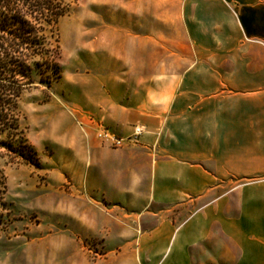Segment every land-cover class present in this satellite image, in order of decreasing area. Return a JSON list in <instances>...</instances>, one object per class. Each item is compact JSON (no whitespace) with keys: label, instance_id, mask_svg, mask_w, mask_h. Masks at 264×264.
<instances>
[{"label":"crops","instance_id":"crops-1","mask_svg":"<svg viewBox=\"0 0 264 264\" xmlns=\"http://www.w3.org/2000/svg\"><path fill=\"white\" fill-rule=\"evenodd\" d=\"M117 2L106 70L74 75V104L120 136L144 131L112 148L77 130L75 230L59 251L68 264H264V0Z\"/></svg>","mask_w":264,"mask_h":264},{"label":"rangeland","instance_id":"rangeland-1","mask_svg":"<svg viewBox=\"0 0 264 264\" xmlns=\"http://www.w3.org/2000/svg\"><path fill=\"white\" fill-rule=\"evenodd\" d=\"M117 1L76 0L58 26L63 77L22 96V125L41 164L0 148V264H68L73 254L67 247L59 251L75 230L67 209L76 192L71 167L81 159L76 132L82 127L74 112L85 110L74 104L73 77L106 70L100 54L107 43L101 33L107 24L126 18L116 10ZM98 243L85 241L93 260L103 253Z\"/></svg>","mask_w":264,"mask_h":264},{"label":"trees","instance_id":"trees-1","mask_svg":"<svg viewBox=\"0 0 264 264\" xmlns=\"http://www.w3.org/2000/svg\"><path fill=\"white\" fill-rule=\"evenodd\" d=\"M76 0H0V148L39 166L22 125L26 91L63 77L59 23Z\"/></svg>","mask_w":264,"mask_h":264},{"label":"built area","instance_id":"built-area-1","mask_svg":"<svg viewBox=\"0 0 264 264\" xmlns=\"http://www.w3.org/2000/svg\"><path fill=\"white\" fill-rule=\"evenodd\" d=\"M74 114L78 120L79 125L87 129V127H93L96 131L98 139L104 144L112 148H121L129 140H137V138L143 133L144 129L141 125H136L134 135L132 137H123L116 134L113 130L105 126L99 121L95 115L85 110L77 109Z\"/></svg>","mask_w":264,"mask_h":264}]
</instances>
